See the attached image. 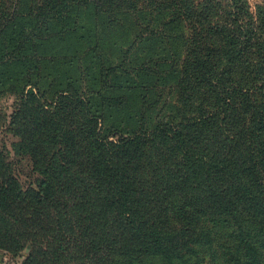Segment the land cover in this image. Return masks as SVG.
I'll return each instance as SVG.
<instances>
[{"label": "trees", "instance_id": "obj_1", "mask_svg": "<svg viewBox=\"0 0 264 264\" xmlns=\"http://www.w3.org/2000/svg\"><path fill=\"white\" fill-rule=\"evenodd\" d=\"M247 9L0 0V99L20 102L13 149L34 175L21 182L0 138V248L30 250L23 264H189L223 223L264 264V14ZM162 45L182 49L164 73ZM160 80L191 115L154 116Z\"/></svg>", "mask_w": 264, "mask_h": 264}, {"label": "rangeland", "instance_id": "obj_2", "mask_svg": "<svg viewBox=\"0 0 264 264\" xmlns=\"http://www.w3.org/2000/svg\"><path fill=\"white\" fill-rule=\"evenodd\" d=\"M227 2H241L246 4L248 6V12L255 18H258V15L264 14V0H223ZM29 2V1H28ZM236 8L232 10L231 12H235ZM139 30L138 28H135V31ZM134 31V32H135ZM144 45H141L143 47ZM147 46V45H146ZM165 46H158V48L161 50ZM160 57L159 58H166V61L168 62V66L166 69H159L160 72L164 73L168 70H174L175 66H177L174 62L170 63L169 60L173 61L175 57L179 58L182 55V49L181 48H171L166 47L162 51L159 52ZM139 57L140 60L138 61V64H141L144 62L145 57L142 54L137 53L136 58ZM171 58V59H170ZM179 63V61H177ZM180 69V66L177 67ZM160 76V74H159ZM161 81V80H160ZM159 89L161 90L163 94V101L160 102V105L158 106L155 117L161 118V120L164 121H170L176 113H179L181 115H191V111L189 109L180 111L182 108L179 103V96L178 92H175L174 88L172 87L171 83L166 81H161V84L159 85ZM19 100L16 96L12 94H7L3 96L0 99V116L2 117V126L0 128V138L2 139L3 145L7 148L8 156L10 159L13 160V162L16 165L17 168V174L19 175V178L21 182L24 185H27L29 182L33 181V172H32V164L29 160H23L21 161L19 157H17V153L15 149H13V144L17 142L16 137L12 136L11 133V117L14 114V112L19 107ZM223 223L214 225L212 223L208 224V226H204V232L205 234L210 232V241L205 240V238L202 240V242L196 246H194V249L199 251L196 254H185V257L189 259L191 257V260L189 261V264H251L250 262V256H248V251L246 249V246L244 243H240V240L236 238V236L230 238V236H227L226 234H232L234 230H237V226L235 228H229L228 226L222 225ZM246 224V222H245ZM247 224L249 226H252V224H255L254 222H248ZM222 227V228H221ZM255 243L263 244L264 241H254ZM203 244V245H202ZM199 247V249L197 248ZM259 247V246H257ZM264 254V250H261ZM30 254V250H25L24 252L20 253L19 255H14L12 253L7 252L4 249L0 248V264H23L24 261L27 259V257ZM159 260V261H158ZM147 264H168L167 262H163L160 259L149 261ZM177 264H183L182 262H179Z\"/></svg>", "mask_w": 264, "mask_h": 264}]
</instances>
